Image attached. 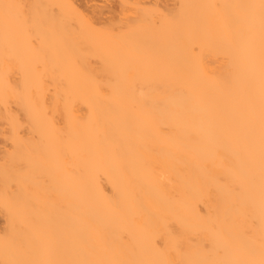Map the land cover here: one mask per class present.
<instances>
[{
    "label": "bare ground",
    "instance_id": "1",
    "mask_svg": "<svg viewBox=\"0 0 264 264\" xmlns=\"http://www.w3.org/2000/svg\"><path fill=\"white\" fill-rule=\"evenodd\" d=\"M84 2L0 0V264H264V0Z\"/></svg>",
    "mask_w": 264,
    "mask_h": 264
},
{
    "label": "rangeland",
    "instance_id": "2",
    "mask_svg": "<svg viewBox=\"0 0 264 264\" xmlns=\"http://www.w3.org/2000/svg\"><path fill=\"white\" fill-rule=\"evenodd\" d=\"M87 1V2H86ZM95 1V2H94ZM101 1V2H100ZM143 2H149V0H142ZM89 2H91V3H89ZM104 2H105V4L106 5H104ZM171 1H169V2H167V4L168 5H170V4H172V2L170 3ZM79 3V2H78ZM84 3H86V5H92V4H94L95 3V5H103L104 7H102V8H104V9H102L101 11H102V13H103V15L101 16V21L103 20H108V17H109V19H115L116 18V16L118 15V13H119V9H118V4H117V0H103V2H102V0H85V2ZM98 3V4H97ZM80 4V3H79ZM83 4V3H82ZM118 12V13H117ZM106 13V14H105ZM114 16V17H113ZM103 18V19H102ZM1 140V139H0ZM1 142V141H0ZM0 146H2V144H0Z\"/></svg>",
    "mask_w": 264,
    "mask_h": 264
}]
</instances>
